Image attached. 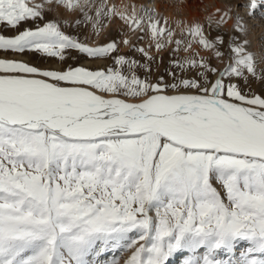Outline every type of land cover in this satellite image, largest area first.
Listing matches in <instances>:
<instances>
[{
    "label": "snow or ice",
    "instance_id": "1",
    "mask_svg": "<svg viewBox=\"0 0 264 264\" xmlns=\"http://www.w3.org/2000/svg\"><path fill=\"white\" fill-rule=\"evenodd\" d=\"M262 4L244 0L245 15ZM46 6L83 19L49 18ZM91 8L0 0V264H102L117 250L129 253L122 264H264V92L252 88L264 85V44L250 47V26L231 7L216 9L217 26L233 20L227 39L195 20L177 38L143 5L96 8L149 37L147 48L122 41L142 63L121 41L63 30L95 29ZM169 45L170 79L153 80L149 49ZM29 53L76 66L15 58Z\"/></svg>",
    "mask_w": 264,
    "mask_h": 264
},
{
    "label": "bare ground",
    "instance_id": "2",
    "mask_svg": "<svg viewBox=\"0 0 264 264\" xmlns=\"http://www.w3.org/2000/svg\"><path fill=\"white\" fill-rule=\"evenodd\" d=\"M41 2V0H35ZM114 4L117 7L118 11H126L131 14V6H135L138 14L141 13V5L152 8L158 13L161 14L162 17L167 19V25L175 30L177 37H179L181 27L184 24H188L192 21H198L204 25L206 34L210 36H215V33H218L217 27L221 26L224 32L229 33L233 31V20L227 19L226 23H222L220 25H216L215 21L220 18V13L216 12V9L219 8L222 11L231 7L235 10H238L242 16H244L245 21L250 26V31L248 34V39L251 40L250 47L252 49H258L261 44H264V4H262L254 13V16L249 17L245 15V9L242 7L244 0H233L232 3H226L222 0H92V8L90 9L91 16H93L94 21H99L97 27L93 28V22L89 23L88 28L81 29L83 35L89 37V43L98 44L106 41L109 37H111L112 32H119L118 27H122L123 31L120 33V47L122 50H128V47L125 46L122 41L124 39H129L132 43L140 42L144 47L147 48L149 43V37L146 35L145 39L142 41H138L137 37L140 35L139 31L132 32L125 22L116 16H104L96 17V8L105 4ZM47 7V6H46ZM55 15L59 13L61 19H66L69 21H74L75 19H81L82 16L79 13L68 12L64 9H59L58 12L55 11ZM213 19V26L209 28V17ZM183 21V24H178V22ZM163 23V20H162ZM99 31L100 35L97 36L96 32ZM214 32V34H213ZM173 45H169L168 47L157 51L155 47L149 49L150 53H153L155 57L158 59L161 56L169 55L171 48ZM197 50L199 52L204 53V56L209 55L208 50L204 51V49L199 48ZM19 58L29 59V57L25 54L24 56H18ZM15 57V58H18ZM215 59L214 57H212ZM107 61L103 60H82V64L86 66L103 64ZM108 63V62H107ZM253 88L260 89L264 92V85H261L259 82L252 83Z\"/></svg>",
    "mask_w": 264,
    "mask_h": 264
},
{
    "label": "rangeland",
    "instance_id": "3",
    "mask_svg": "<svg viewBox=\"0 0 264 264\" xmlns=\"http://www.w3.org/2000/svg\"><path fill=\"white\" fill-rule=\"evenodd\" d=\"M222 1H224L226 3H232L233 2V0H222ZM35 2L36 3H40L38 1H35ZM262 6H264V5H262ZM46 12H47V15H48L49 18H51L52 16H55V12L54 11L48 12L47 11V7H46ZM91 12L92 11L89 10V14L90 15H91ZM81 19H83V18H81ZM89 23L90 22H87L86 24L81 25L79 29H76V28H73V27H70V26H64L63 30L65 32H67V33H70V34H73V35H80L81 37H83V36H86V35L82 34L81 29L85 28V30H86L88 28V26H89ZM29 26H33L34 27V25L29 23V24L22 25V28L23 27H29ZM118 29H119V32H114L113 31L112 34H111L112 36L109 37L106 41L101 42V43H105L109 39H116V40L120 41V37H121L120 33L123 31V28L122 27H118ZM217 31H218V33H215V36L217 34H224L225 39H227V34L228 33L224 32V30H223V28L221 26L217 27ZM6 34H12V33L8 32ZM213 34H214V32H213ZM177 38H179V37H177ZM88 43H89V40H88ZM136 43L138 44V46L142 45L140 42H136ZM98 44H100V43H98ZM173 47H174V45H173ZM120 51H121V53H127L129 56H131V57H133V58H135L137 60H140L142 63L146 62L144 60V58L141 56L140 53L135 52V51H130L129 48H128V50L125 51V50H122L121 47H120ZM204 51H206V50L204 49ZM151 54L153 55V53H151ZM200 54L204 56V53L200 52ZM26 55L29 57V59H24V58H19V57L17 59L26 60V61H28L30 63H33V64H35V65H37L39 67H43V68H56V69H58V68H61V67H66L67 64H72L73 66H76V62L72 61V60H69L67 62V64H61L60 61L58 60V58H48V57L38 56L36 54H31V53L26 54ZM174 55L175 54L170 51L169 55L161 56L158 59L156 58L154 61L150 62L151 63L152 79L153 80H155L158 76H161V75L164 76V78L166 80L170 79V76H169L168 72L166 71V69L171 68L170 60L174 58ZM179 55L182 57L184 55H187V53L181 51L179 53ZM153 56H155V55H153ZM85 59H87V58H80L78 60L79 65L86 66V65L81 63L82 60H85ZM105 63H107V62H105ZM105 63L99 64V65L98 64L90 65V66H87V67H90V68L103 67ZM213 63H218V62L215 59H213ZM176 72H177V75H180V70L179 69H176ZM138 74L141 77H143L145 75V70L143 68L139 69L138 70ZM185 74L186 75H190L191 73H185ZM253 90H255L258 93L262 92L260 89H257V88H253ZM244 246H245L244 244H241V247H244ZM128 254L129 253L127 251H119V250H117L115 252L109 251V252L103 254L99 259L101 260L102 264L105 261L108 262V264H111V262L114 261V260L117 262V264H122L123 260L127 257Z\"/></svg>",
    "mask_w": 264,
    "mask_h": 264
}]
</instances>
